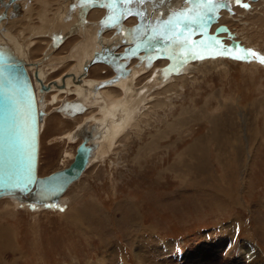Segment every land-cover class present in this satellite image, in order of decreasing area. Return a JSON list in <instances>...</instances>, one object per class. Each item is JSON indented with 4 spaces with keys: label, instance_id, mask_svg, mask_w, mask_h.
Instances as JSON below:
<instances>
[{
    "label": "rangeland",
    "instance_id": "obj_1",
    "mask_svg": "<svg viewBox=\"0 0 264 264\" xmlns=\"http://www.w3.org/2000/svg\"><path fill=\"white\" fill-rule=\"evenodd\" d=\"M64 3L68 14L59 18ZM143 4L127 5L125 15L121 0H0V37L16 48L18 42L26 45L33 53L30 62L42 63L38 70L56 65L44 81L65 80L72 88L73 78L104 46L115 48H106L105 54L122 53L130 39L138 42L148 31L146 41L134 46L137 56L99 59L85 84L115 79L108 89L123 95L117 83L125 75L117 71L142 65L136 69L138 78L129 75L136 97L154 91L147 96L153 97L147 108L143 104L132 117H142L138 125H130L125 134L116 125L132 115L133 102L126 105L121 97L125 114L112 124L100 157L58 209L0 201V264H184L187 256L198 255L200 262L203 252L216 253L220 243L227 244L219 252L225 264H264V63L257 57L199 59L174 41L159 40L155 47L156 40L149 39L158 35L152 25L189 5L184 0ZM193 27L191 40L197 45L206 39L218 47L219 39L237 54L238 46L264 57V0H220L203 35L199 25ZM181 59L189 64L185 70L176 66ZM158 74L165 81L157 88L152 81ZM76 88L75 95L83 92ZM60 92L65 93L53 92L59 98L44 110L40 176L67 167L79 145L61 140L84 115L68 121L53 113L61 99L74 97L73 91Z\"/></svg>",
    "mask_w": 264,
    "mask_h": 264
},
{
    "label": "water",
    "instance_id": "obj_2",
    "mask_svg": "<svg viewBox=\"0 0 264 264\" xmlns=\"http://www.w3.org/2000/svg\"><path fill=\"white\" fill-rule=\"evenodd\" d=\"M33 87L24 62L6 47H0V198L21 192L29 195L33 203L55 208L58 198L85 171L93 146L87 144L90 135L81 130L82 140L73 161L67 167L36 178L39 122L44 112L38 108ZM86 108L82 101L76 100L66 102L59 111L74 116Z\"/></svg>",
    "mask_w": 264,
    "mask_h": 264
},
{
    "label": "bare ground",
    "instance_id": "obj_3",
    "mask_svg": "<svg viewBox=\"0 0 264 264\" xmlns=\"http://www.w3.org/2000/svg\"><path fill=\"white\" fill-rule=\"evenodd\" d=\"M177 1V0H176ZM179 1V0H178ZM253 2H257L258 0H252ZM77 2V1H76ZM101 2L103 3L104 2V0H101ZM94 3H95V5L97 6V5H99L100 3H97L96 1H94ZM183 3V2H182ZM70 4V3H69ZM78 4V3H77ZM177 4V3H176ZM68 5V4H67ZM181 5V4H180ZM47 6V5H46ZM77 6V5H76ZM79 6V5H78ZM139 6H145L144 4H140ZM6 7V12H7V7L8 6H5ZM65 7H66V4L64 3V4H62V6L60 7V9H61V13L60 12H58L59 14H58V16H59V18H63L64 16H67V11L69 10V8H68V10L66 11V9H65ZM68 7V6H67ZM79 8V7H78ZM110 8H112V6H110ZM46 10H47V8H45ZM72 9V8H71ZM70 9V11H72ZM77 9V8H76ZM136 9L137 10H139V9H141V8H138V7H136ZM170 9V8H169ZM45 10V11H46ZM65 10V11H64ZM113 10V9H112ZM79 11V10H78ZM113 12V11H112ZM112 12H110V13H112ZM48 13V12H47ZM71 13V12H70ZM124 13V12H123ZM44 14V13H43ZM53 14V13H52ZM55 15V14H54ZM72 15V14H71ZM79 15H81V14H79ZM44 16H45V14H44ZM51 16V15H50ZM49 16V17H50ZM53 16V15H52ZM210 16H211V14H210ZM55 17H57V16H55ZM46 18H47V16H46ZM73 18V17H72ZM4 19V18H3ZM2 19V20H3ZM48 19V18H47ZM51 19H53V17L51 18ZM55 19V18H54ZM58 19V18H57ZM2 20H0V26H1V22H2ZM54 21V20H53ZM52 21V22H53ZM61 21V20H60ZM55 23V22H54ZM50 25V24H49ZM51 25H52V23H51ZM83 27V26H82ZM1 28V27H0ZM52 29V28H51ZM84 29V28H83ZM83 29H81V30H83ZM48 30H50V28L48 29ZM55 31V30H54ZM148 32V31H147ZM147 32H146V35H147ZM1 34V33H0ZM4 34H5V32H4ZM10 34V33H9ZM11 35V34H10ZM32 35H34L33 33H32ZM67 35V34H66ZM1 36V35H0ZM13 38V37H12ZM32 38V37H31ZM30 40V39H29ZM134 39H130V41H133ZM141 40V39H140ZM12 41V40H11ZM15 41V40H14ZM134 41H136V40H134ZM139 41V40H138ZM137 42V41H136ZM35 43L36 42H33L32 44H31V46H33V45H35ZM107 43V42H106ZM138 45V44H137ZM0 47H6L10 52H12L18 59H20V60H22L23 62H24V66H25V69H26V71H27V74L29 75V77H30V79H31V82L33 83V88L35 89V99H36V101L38 102L37 103V105H38V108H39V110H41L42 112H44L43 114V116H42V118H41V121L39 122V160H38V170H37V173H36V178H42V177H44V176H40V170H41V134H42V131H43V128H44V125H46L44 122H45V118L47 117V115H48V113H46L44 110H45V108L46 107H48V106H53V104L58 100V94H62V93H65V92H60V91H73L74 93L76 92V87L74 86V88H72V87H70L69 86V82H65V80H62L61 81V84H59V82H58V79H56V80H54V82H51L48 86L47 85H45V82H44V79L45 80H49L48 78H50V75L53 73V70L55 69V67H56V65H53V66H51L50 68H49V66L47 67V68H44L43 70L42 69H39L38 70V68H39V65H41L42 63H33V62H30V58H29V53H28V49L26 48V45H24V44H19V42H18V48H16V47H14V45L9 41V39H7L6 37H4V36H2V37H0ZM89 48V47H88ZM85 50V49H84ZM119 54H121V53H119ZM119 54H117V55H115V57H117V56H122V55H119ZM141 56V55H140ZM30 57H31V55H30ZM123 57V56H122ZM124 57H126V56H124ZM217 58V57H216ZM214 59V58H213ZM120 60V59H119ZM207 60H208V58H207ZM206 60V61H207ZM229 60V59H228ZM92 61H95V59H92ZM91 61V62H92ZM173 61V60H172ZM187 60H184V59H181V60H177L176 61V63L178 62V64H176V66L177 65H179V67H181L180 68V70H185V69H187L188 68V66H189V64H188V62H186ZM210 62H212L213 63V60L212 59H210L209 60ZM208 61V62H209ZM218 60H216L214 63H218L217 62ZM40 62V61H39ZM41 62H43V61H41ZM46 62V61H45ZM88 62V61H87ZM90 62V63H91ZM174 62V61H173ZM150 64H151V62H149ZM60 64H62V63H60ZM125 64V63H124ZM135 65V64H134ZM140 65V64H139ZM142 66V65H141ZM140 66V67H141ZM171 66H175V63H173V64H171L170 65V67ZM215 66V65H214ZM83 67V66H82ZM121 67V66H120ZM124 67V65L122 66V68ZM139 66L137 67V68H140ZM146 67V66H145ZM148 67H150V66H148ZM187 67V68H186ZM125 68V67H124ZM123 68V70H118L117 72H118V74L120 73V76L122 77V73H123V75H125L124 77H122V78H120V80H119V83H117V85L120 87V92H122V91H124V93H125V95H124V93H123V95H120V93L119 94H117V93H115V92H113V91H111L110 90V88L108 89L107 87L109 86H111L112 85V83L113 82H115L114 80H112V81H110V82H105L106 80H103V81H101V82H105V83H100V84H98L97 86H96V88H95V92L97 93V91H100L101 90V88L103 87V86H107L106 88H102L103 90L99 93L100 95H99V97L97 98L96 97V94L94 95V98H95V100L97 99H101L100 97H102V100H103V102L102 103H104L103 104V106H100V105H93L87 112H83V113H81V114H78V115H80V116H82V115H84V118H82V120L80 121V123L78 124V127H77V129L76 130H73L71 133H68V134H65V135H63L62 137H61V140H64L66 143L68 142L69 144L70 143H79L80 144V140H82V135H81V133H80V131L81 130H85L86 132H87V135L89 136L90 135V137H89V139H88V143L87 144H89V145H92L93 146V151H92V154H91V157L89 158V161H88V164H87V167H86V169H85V171L82 173V175L80 176V178L77 180V181H75L74 183H72L68 188H67V190L65 191V193L64 194H62L61 195V197L60 198H58V201H57V204H56V207L55 208H46V207H44L43 205H41V204H37V203H33L32 201H29L30 200V196L29 195H23L21 192H19L17 195H14V196H12V197H1L0 198V201L1 200H3V199H9V200H11L13 203H11V206L12 205H14L15 203L14 202H16V204H18V205H20V206H24L25 204L26 205H29L30 207H32V208H45V209H48V210H50V209H58L59 207H60V205H61V203H62V201L64 200V198H65V196H66V194L68 193V191L70 190V188L76 183V182H78L80 179H81V177L83 176V174L86 172V170L94 163V161H95V159H98V156L100 157V150L102 149V143H103V140L105 141V140H107V141H109V138H108V135L107 134H109L110 133V129H112L113 130V127H112V124L114 125V124H116V121H117V118H121L122 119V117H123V115L125 114H123V112H125V110L123 111L121 108H120V106H121V102H120V99H122L121 97H124V99H125V101H126V105H128L127 103V101H131V102H133V104L131 103V105H132V108H131V110H132V115L129 117V118H127V117H125V120L124 119H122V123L121 124H119V125H116V129H117V132H119L120 134H123L124 133V130H126L130 125H132V126H135V125H138V122L140 121V119L142 118V117H140V119H136L135 117L134 118H132L135 114H140L139 113V110H140V108L142 107V105L144 104V106H145V108H147V106H148V104L150 103V101H152V99H153V97H152V99L151 98H149V99H147V96H149V95H152L153 93H154V91L153 90H149V89H147V91L145 92H142V94H141V99H140V96L138 95V97H136L137 96V92H138V90H136L135 89V87H134V80H135V78L137 77L138 78V73H137V68L135 69L134 68V66H133V68L132 69H130V70H127V72H126V69H124ZM155 68V67H154ZM190 68H191V66H190ZM218 68H219V66H218ZM87 69V68H86ZM115 69V68H114ZM177 69H178V67H177ZM205 69V68H204ZM29 70H33V73H34V78L36 79V82H33V80H32V77H31V75H30V72H29ZM56 70V69H55ZM173 70V69H172ZM171 70V71H172ZM179 70V69H178ZM77 71H79V70H77ZM86 72H87V70H85ZM120 71V72H119ZM205 71V70H204ZM201 72V71H200ZM173 73V72H172ZM190 73V72H189ZM143 74H144V72H143ZM168 74V73H167ZM129 75H131V76H133V75H135L134 77H133V79H131L132 77H130L129 78ZM169 75V74H168ZM75 76V75H74ZM119 76V77H120ZM42 77H44V78H42ZM164 77V76H163ZM191 77V76H190ZM189 77V78H190ZM182 78H184V77H182ZM187 78V77H186ZM77 79V77L75 76V78H73V82H74V80H76ZM81 79V78H80ZM175 80V79H174ZM93 81V80H92ZM165 81V79H163L159 74L158 75H156V77L153 79V81H152V83H153V86L155 87V86H157V88H158V85H160V84H162V82H164ZM71 82V81H70ZM76 82V81H75ZM74 82V84H72V85H76V83ZM100 82V81H99ZM98 82V83H99ZM182 82V81H181ZM39 84L38 86H37V84ZM83 83V81L81 82V84ZM71 84V83H70ZM177 84V83H176ZM62 85V86H61ZM116 85V86H117ZM181 85V84H180ZM179 85V86H180ZM39 86H40V89H38L39 88ZM45 87L44 89H43V91H41V88L42 87ZM67 86L70 88V89H67ZM173 86V85H172ZM177 86V85H176ZM184 86V85H183ZM183 86L181 87V88H183ZM175 87V86H174ZM178 87V86H177ZM57 88V89H56ZM86 88V87H85ZM33 89V90H34ZM59 89V90H58ZM80 89V88H79ZM175 89V88H174ZM144 90V89H143ZM58 92V94H53V92ZM82 91V90H81ZM140 91V90H139ZM177 91V90H176ZM180 91H181V89H180ZM49 93V95H47V97H46V100H45V104L44 103H42V106L40 105V103L42 102V100H43V98H39L40 97V93L42 94V95H45L46 93ZM80 92V91H79ZM82 93V92H81ZM140 93V92H139ZM174 93V92H173ZM51 94H53V97H51V99H48V96H50ZM67 94H69V93H67ZM84 95V94H83ZM86 95V97L87 96H89V95H87V94H85ZM84 95V96H85ZM168 95V94H167ZM60 97L62 96V95H59ZM176 96H177V94H176ZM135 98L134 99V101H132L133 99L132 98ZM178 97V96H177ZM176 97V98H177ZM172 98H173V96H172ZM123 99V100H124ZM140 99V101H137V100H139ZM107 101V103H106V101ZM123 100H121V101H123ZM172 100V99H171ZM72 101H76V100H72ZM167 101V100H166ZM66 102H71V101H69V100H67V99H61L60 100V103H61V105L59 106V107H57V108H55L54 109V112H56V113H62V114H64L65 116H67V117H70V118H73V117H75V116H77V115H74V116H70V115H68L67 113H65V112H61V111H59V108L61 109L62 107H63V105L66 103ZM100 102V101H99ZM59 103V104H60ZM123 103V102H122ZM106 104V105H105ZM171 104H173V103H171ZM105 105V106H104ZM108 106H110V108L108 107ZM124 106H125V104H124ZM97 107H100V108H98V109H94V108H97ZM150 107V106H149ZM165 107V106H164ZM142 108H144V107H142ZM163 108V107H162ZM171 108V107H170ZM166 109V108H165ZM168 109H169V107H168ZM49 110H50V108H49ZM129 110H130V108H129ZM129 110H128V112H129ZM145 111V110H144ZM127 112V111H126ZM101 116V117H100ZM53 117V116H52ZM66 117V118H67ZM51 119V118H50ZM121 119H119V120H121ZM121 122V121H120ZM119 122V123H120ZM44 123V124H43ZM106 126V127H105ZM46 127V126H45ZM117 127H120V128H117ZM84 131V132H85ZM85 132V133H86ZM105 132H106V135H105ZM126 132V131H125ZM113 134H115V133H113ZM119 134V135H120ZM125 134V133H124ZM119 135H118V137H119ZM116 136V135H115ZM117 137V138H118ZM112 144V143H111ZM112 146V145H111ZM103 151V150H102ZM75 152V151H74ZM74 155H75V153H72L71 154V158H72V161H73V158H74ZM97 161V160H96ZM95 161V162H96ZM93 162V163H92ZM55 172V171H54ZM47 176V175H46ZM34 206V207H33ZM3 236H4V234H1V239L2 240H4L5 238H3Z\"/></svg>",
    "mask_w": 264,
    "mask_h": 264
},
{
    "label": "snow or ice",
    "instance_id": "obj_4",
    "mask_svg": "<svg viewBox=\"0 0 264 264\" xmlns=\"http://www.w3.org/2000/svg\"><path fill=\"white\" fill-rule=\"evenodd\" d=\"M88 2L89 0H83L84 4ZM184 2L189 7L174 11L172 17L160 21L155 28L151 29L152 32L158 33V35H153L149 39L174 41L183 46V52L185 54L190 52L199 59L209 58V56L211 58L226 56L236 60H248L252 57H257L261 63H264V57L258 56L255 52L251 50H239L237 46L239 51V54H237L232 49L223 47L219 39L215 40V45L218 47H212V45L207 43L206 39H200L197 45L195 41L191 40L192 33L196 31L193 26L199 25L201 35H203L207 21L211 18L210 14L220 6V0H184ZM239 2L240 0H237V3ZM121 3L125 5L123 14L126 15L130 12L127 5L132 3L143 4L145 0H121ZM243 7L247 8L249 6L245 4ZM135 14L142 15L140 12Z\"/></svg>",
    "mask_w": 264,
    "mask_h": 264
},
{
    "label": "flooded vegetation",
    "instance_id": "obj_5",
    "mask_svg": "<svg viewBox=\"0 0 264 264\" xmlns=\"http://www.w3.org/2000/svg\"><path fill=\"white\" fill-rule=\"evenodd\" d=\"M148 19V18H147ZM128 42H130L129 40H128ZM142 42V39L141 40H139L138 42H136V41H132L131 43H130V46L124 51V52H122L121 54H119V53H115V52H117V51H115L114 53H113V51L112 52H110V53H106L105 54V49L106 48H111V49H115L114 48V46H112L111 44H108L107 46H104V48H103V50L102 51H100V52H98L97 54H96V56H94L93 57V59H95V62L93 61V62H91V63H87L86 65H85V67H84V70H83V73L79 76V77H77V79L76 80H74V82L76 83V87L77 86H80V87H82V89H83V92L82 93H80L79 95H75L76 94V92L75 93H72V94H74V97H72V99H68V98H65V99H67V100H69V101H72V100H80V101H82V103H84V105H86V110H85V112H87L93 105L95 106V105H100V106H103V104L104 103H102L103 102V100L101 99V103H99V99L97 100H95V98H94V95L96 94V97L98 98L99 97V93L103 90L102 88H106L105 86H103L102 88H101V90L100 91H97V93L94 91L95 90V88H96V86L98 85V84H100V82L98 83V81H95L94 83L95 84H92L91 86H89V85H86L85 83V80H86V78L85 77H87V72H88V70L90 69V67L92 66H94V65H96L98 62V60L99 59H101V58H105V57H110V59H112V58H114L115 57V55H117V54H119V55H124V56H126V57H129V56H133V57H135V56H137L138 54H136V51H135V47H133L132 45H137L138 43H141ZM132 46V47H131ZM130 48V49H129ZM128 51L130 52V54H127L128 53ZM113 54H115V55H113ZM123 56V57H124ZM121 59V58H120ZM32 62V61H31ZM87 68V69H86ZM85 70H87V72L85 71ZM32 77V76H31ZM83 77H84V79H83ZM43 78V77H42ZM65 78H67V76H64L63 77V79H65ZM81 78V79H80ZM32 80H33V82H36V79L35 78H32ZM83 81V83L81 84V82ZM45 82V85H49L51 82H54V81H44ZM102 83H105V82H102ZM101 83V84H102ZM37 84V83H36ZM113 84V83H112ZM39 84H37V86H38ZM112 86V85H111ZM86 87V88H85ZM109 87V86H108ZM107 87V88H108ZM38 89H40V86H39V88ZM47 94H48V92L45 94V95H42L41 93H40V97L39 98H43V100H42V102L40 103V105L42 106V103H44L45 104V100H46V97H47ZM85 94H87V95H89V96H87L86 97V95L84 96ZM73 96V95H72ZM101 98V97H100ZM64 99V100H65ZM61 105V103L60 104H58L55 108H57V107H59ZM55 108H53V113H56V112H54V109ZM46 112V111H45ZM84 112V113H85ZM47 113V112H46ZM63 120H68V121H73V120H75V119H77V117L78 116H80V115H77V116H75V117H73V118H70V117H67V116H65L64 114H62V113H57ZM67 117V118H66ZM118 119H120V118H118ZM77 127L78 126H76L75 127V129L74 130H76L77 129ZM81 141V140H80ZM79 144V143H78Z\"/></svg>",
    "mask_w": 264,
    "mask_h": 264
},
{
    "label": "crops",
    "instance_id": "obj_6",
    "mask_svg": "<svg viewBox=\"0 0 264 264\" xmlns=\"http://www.w3.org/2000/svg\"><path fill=\"white\" fill-rule=\"evenodd\" d=\"M90 14H88V16H89ZM75 19V18H74ZM72 26L73 25H75V23H72L71 24ZM149 26V25H148ZM152 28H154L153 27V25H152ZM89 33V32H88ZM69 37H67L65 40H64V42H67L69 39H68ZM32 39L33 40H35L36 42H38L40 39L39 38H37L35 35H34V37H32ZM157 42L159 41V40H156ZM30 48V47H29ZM55 54H57V50L54 52V53H51V58H54L55 57ZM30 55V54H29ZM33 55V53H31V56ZM38 59V58H37ZM97 65V64H96ZM96 65H94V66H96ZM93 66V67H94ZM90 68H92V66L90 67ZM84 70V69H83ZM73 76H74V74H73ZM79 77V76H78ZM99 82V81H98ZM95 84V83H94ZM91 86V85H90ZM70 89V88H69ZM106 101V100H105ZM106 103H107V101H106ZM106 105V104H105ZM104 105V106H105ZM109 108H110V106H108ZM226 243H220V246H219V248H214V250H216V253H210V252H208V253H205V252H203L202 253V256H204L203 258H202V256H200V262H199V260H197L196 258H197V256L198 255H196V257H194L193 255H190V256H187V261H186V263H184V264H225L226 262H225V260L224 259H222V258H220V255H219V252H220V250L222 249V251H224L225 250V247H226ZM215 247V246H214ZM206 250H210V247H208V248H206ZM213 250V251H214ZM162 264H164V263H162ZM166 264V263H165Z\"/></svg>",
    "mask_w": 264,
    "mask_h": 264
}]
</instances>
